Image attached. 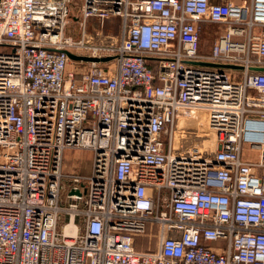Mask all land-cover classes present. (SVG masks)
Here are the masks:
<instances>
[{
	"label": "built area",
	"instance_id": "2783aa9c",
	"mask_svg": "<svg viewBox=\"0 0 264 264\" xmlns=\"http://www.w3.org/2000/svg\"><path fill=\"white\" fill-rule=\"evenodd\" d=\"M74 1L0 0V264H264V0Z\"/></svg>",
	"mask_w": 264,
	"mask_h": 264
},
{
	"label": "rangeland",
	"instance_id": "374dc122",
	"mask_svg": "<svg viewBox=\"0 0 264 264\" xmlns=\"http://www.w3.org/2000/svg\"><path fill=\"white\" fill-rule=\"evenodd\" d=\"M80 6V0H75L71 3V14L74 16L77 14V8ZM73 21V18L71 19V22ZM222 31V29L216 25H206L204 28L203 33V49L206 51L208 43H210L211 40L215 39L219 32ZM90 152L81 150V149H75V150H67L64 155V162H63V168L64 172L68 174H76L81 177H86L90 173V166H91V157ZM58 230H60V225L58 227ZM150 249H154V244H151Z\"/></svg>",
	"mask_w": 264,
	"mask_h": 264
},
{
	"label": "water",
	"instance_id": "95a60500",
	"mask_svg": "<svg viewBox=\"0 0 264 264\" xmlns=\"http://www.w3.org/2000/svg\"><path fill=\"white\" fill-rule=\"evenodd\" d=\"M70 57L72 58V59H76L77 57H74V56H71L70 55ZM82 60H84V61H95L94 59H89V58H81ZM205 66H211V67H222V66H218V65H205ZM222 68H233V67H227V66H225V67H222ZM256 71H260V72H264V68H257V69H255Z\"/></svg>",
	"mask_w": 264,
	"mask_h": 264
},
{
	"label": "crops",
	"instance_id": "0c3cea01",
	"mask_svg": "<svg viewBox=\"0 0 264 264\" xmlns=\"http://www.w3.org/2000/svg\"><path fill=\"white\" fill-rule=\"evenodd\" d=\"M235 2H237L238 0H234ZM80 3H81V0H80ZM65 155V154H64ZM91 157V155H90ZM90 169H91V166H90ZM63 171H64V168H63ZM65 173V172H64ZM65 174H68V173H65ZM70 232V231H69Z\"/></svg>",
	"mask_w": 264,
	"mask_h": 264
},
{
	"label": "bare ground",
	"instance_id": "6f19581e",
	"mask_svg": "<svg viewBox=\"0 0 264 264\" xmlns=\"http://www.w3.org/2000/svg\"><path fill=\"white\" fill-rule=\"evenodd\" d=\"M70 231V232H69ZM67 233H72V229L71 228H69L68 230H67Z\"/></svg>",
	"mask_w": 264,
	"mask_h": 264
},
{
	"label": "trees",
	"instance_id": "16d2710c",
	"mask_svg": "<svg viewBox=\"0 0 264 264\" xmlns=\"http://www.w3.org/2000/svg\"><path fill=\"white\" fill-rule=\"evenodd\" d=\"M140 242H142V240H140Z\"/></svg>",
	"mask_w": 264,
	"mask_h": 264
}]
</instances>
